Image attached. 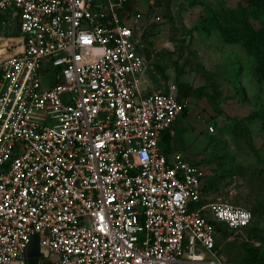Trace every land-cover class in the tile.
Masks as SVG:
<instances>
[{
    "label": "built area",
    "instance_id": "built-area-1",
    "mask_svg": "<svg viewBox=\"0 0 264 264\" xmlns=\"http://www.w3.org/2000/svg\"><path fill=\"white\" fill-rule=\"evenodd\" d=\"M126 3L0 0V264H24L32 237L50 264H243L215 234L250 211L201 202L204 171L159 148L189 104L141 94Z\"/></svg>",
    "mask_w": 264,
    "mask_h": 264
},
{
    "label": "rangeland",
    "instance_id": "rangeland-1",
    "mask_svg": "<svg viewBox=\"0 0 264 264\" xmlns=\"http://www.w3.org/2000/svg\"><path fill=\"white\" fill-rule=\"evenodd\" d=\"M125 8L140 15L129 26L142 29L141 94L171 89L189 104L159 148L182 152L205 172L203 202L255 207L249 225L215 234L217 254L239 261L247 246L264 249V75L240 42L218 31L235 27L264 49V10L256 13L252 0H127ZM16 24L3 35L17 34Z\"/></svg>",
    "mask_w": 264,
    "mask_h": 264
},
{
    "label": "trees",
    "instance_id": "trees-1",
    "mask_svg": "<svg viewBox=\"0 0 264 264\" xmlns=\"http://www.w3.org/2000/svg\"><path fill=\"white\" fill-rule=\"evenodd\" d=\"M252 7L254 8L256 13L262 12L264 10V0H252ZM218 31L224 39L240 42L242 46L253 56L255 62V67H254L255 72L264 75V49L262 45L259 43V41H257V39L253 35L246 36L241 30L235 27H230L228 25H219ZM260 34L264 35V32ZM141 40H142V34H141ZM187 111H188L187 109H183L180 115H185ZM162 133L160 137L162 136ZM165 136L166 134H163V140L166 139ZM261 171L264 172V168ZM254 209H255L254 206L251 210L249 209L251 213V219H252L251 211ZM223 230L226 231V229ZM215 246H217L216 243ZM255 250H256L255 247L247 246L245 248L246 257L239 260L238 262H241L243 264H264L263 259H259L254 255Z\"/></svg>",
    "mask_w": 264,
    "mask_h": 264
},
{
    "label": "water",
    "instance_id": "water-1",
    "mask_svg": "<svg viewBox=\"0 0 264 264\" xmlns=\"http://www.w3.org/2000/svg\"><path fill=\"white\" fill-rule=\"evenodd\" d=\"M38 259L44 258L42 256V253L39 251L37 238L32 237L24 251V264H37Z\"/></svg>",
    "mask_w": 264,
    "mask_h": 264
},
{
    "label": "crops",
    "instance_id": "crops-1",
    "mask_svg": "<svg viewBox=\"0 0 264 264\" xmlns=\"http://www.w3.org/2000/svg\"><path fill=\"white\" fill-rule=\"evenodd\" d=\"M188 110V109H187ZM188 113V111L185 113V114H187ZM184 116V115H183ZM173 123V122H172ZM163 134H166V139H164L163 140ZM174 135V132H173V130H172V128L169 126V128L167 129V130H165V131H163V133H162V136L160 137V140H162L164 143H166L167 145H168V143L171 141V137ZM159 140V141H160ZM159 143V142H158ZM165 153H168V150L167 149H165V150H163ZM173 151H176V150H173ZM172 152V151H171ZM204 175H205V172H204ZM210 184V181L209 182H207V183H205L204 181H202V192L205 190V188L208 186ZM205 192V191H204ZM203 192V193H204ZM203 202V201H202ZM253 208V207H252ZM251 208V209H252ZM250 209V210H251ZM264 241V240H263ZM262 241V242H263ZM216 245H217V242H216ZM251 247V246H250ZM254 255L257 257V258H259V259H264V249H258V248H256V250L254 251Z\"/></svg>",
    "mask_w": 264,
    "mask_h": 264
},
{
    "label": "flooded vegetation",
    "instance_id": "flooded-vegetation-1",
    "mask_svg": "<svg viewBox=\"0 0 264 264\" xmlns=\"http://www.w3.org/2000/svg\"><path fill=\"white\" fill-rule=\"evenodd\" d=\"M46 258H44V259H38V262H37V264H50V262L46 259Z\"/></svg>",
    "mask_w": 264,
    "mask_h": 264
}]
</instances>
